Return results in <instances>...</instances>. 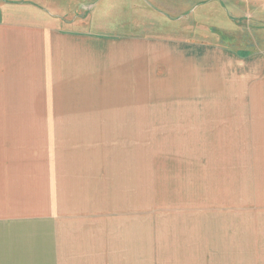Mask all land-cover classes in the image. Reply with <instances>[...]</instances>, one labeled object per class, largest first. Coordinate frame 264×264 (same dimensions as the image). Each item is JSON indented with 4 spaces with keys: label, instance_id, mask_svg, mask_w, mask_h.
<instances>
[{
    "label": "crops",
    "instance_id": "0c3cea01",
    "mask_svg": "<svg viewBox=\"0 0 264 264\" xmlns=\"http://www.w3.org/2000/svg\"><path fill=\"white\" fill-rule=\"evenodd\" d=\"M2 1L0 264H264V42L157 35L183 6L264 25V0ZM120 3L140 14L109 30ZM41 96L64 118L41 119ZM41 128L87 145L41 157ZM134 128L148 152L125 145ZM217 169L238 199L169 195Z\"/></svg>",
    "mask_w": 264,
    "mask_h": 264
},
{
    "label": "rangeland",
    "instance_id": "374dc122",
    "mask_svg": "<svg viewBox=\"0 0 264 264\" xmlns=\"http://www.w3.org/2000/svg\"><path fill=\"white\" fill-rule=\"evenodd\" d=\"M18 2V4L6 3L3 2L6 6L17 9H25V11H37L34 7H40L41 16L44 17L43 13L54 14L59 7H64L67 4V0H62L59 3V7L54 8L56 2L54 0H10ZM76 1V0H73ZM63 3V4H62ZM58 6V4H56ZM116 4L113 5L116 8ZM34 8V9H32ZM120 10H113L111 15L107 18H101V23L106 24V27L109 30H115L120 24L126 23V19L131 16L140 14L139 11L133 12L132 8L127 7L126 4L120 3ZM192 8L186 6L180 7L175 11H168L169 16H175V19H168L167 25H171L174 31H157V35H169L175 38L189 39V40H199L202 42L222 44L226 46H231L233 49L241 48H250V49H261L262 43L264 42V25L256 22L254 19H251L250 16L240 17L239 14H234L229 11L222 10L216 6H213L209 9L199 8L191 11ZM59 12V11H58ZM60 13V12H59ZM104 20V21H103ZM165 23V22H164ZM103 24V25H104ZM166 25V24H165ZM120 30V29H118ZM120 33V32H118ZM138 33H143L139 31ZM121 34V33H120ZM143 97H136L137 103H145L142 100ZM146 102H159L154 98ZM56 105H49L47 103V98L41 96V119H50V118H64L63 116L55 117L62 115V113L50 112ZM62 107V105H57V108ZM54 109V110H55ZM110 118V116L105 117ZM112 118V117H111ZM144 118V117H142ZM63 131L62 133L60 131ZM46 129L41 128V157L42 153H49V151H59L62 148H65V145H61L64 142L62 139L65 137L70 138L67 141L73 143L72 146H67L68 150H83V147H86L87 141L84 138L85 135L79 133V129ZM151 129L141 128L135 129L131 133L130 139L128 142H125L126 146L136 147L137 151L148 152L150 145L143 143L142 140L146 136L150 135L149 131ZM44 131H49L44 133ZM135 131H138L140 136L135 134ZM53 135V136H50ZM63 136V137H61ZM62 149V150H63ZM61 150V151H62ZM217 174H205L195 177L196 181L192 182V177L184 175L178 185L174 187V191L169 195L173 198H184V199H193V198H205V199H217V198H231L238 199L239 196V183L238 177H223L222 169H217ZM199 178V179H198Z\"/></svg>",
    "mask_w": 264,
    "mask_h": 264
}]
</instances>
